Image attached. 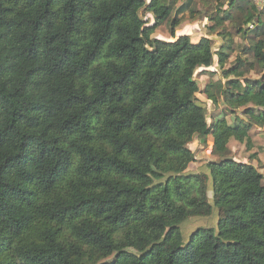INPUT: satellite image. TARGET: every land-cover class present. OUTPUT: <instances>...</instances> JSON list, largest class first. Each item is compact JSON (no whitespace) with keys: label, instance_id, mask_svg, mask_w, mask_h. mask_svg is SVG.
Wrapping results in <instances>:
<instances>
[{"label":"trees","instance_id":"obj_1","mask_svg":"<svg viewBox=\"0 0 264 264\" xmlns=\"http://www.w3.org/2000/svg\"><path fill=\"white\" fill-rule=\"evenodd\" d=\"M190 2L0 0V264H264L263 175L228 156L264 128V9L210 0L215 49L175 37ZM164 23L171 41L153 37ZM249 34L253 61L225 70ZM214 59L225 82L204 97L246 121L207 123L194 74ZM208 137L217 159L186 173Z\"/></svg>","mask_w":264,"mask_h":264},{"label":"rangeland","instance_id":"obj_2","mask_svg":"<svg viewBox=\"0 0 264 264\" xmlns=\"http://www.w3.org/2000/svg\"><path fill=\"white\" fill-rule=\"evenodd\" d=\"M188 0H177L174 10H177L179 7L187 3ZM190 4L188 9L178 15V18L181 20V25L175 30V37L177 38L180 34L183 33H190V37L194 39H200L201 37L210 38L213 41L214 48H218L220 44V37L215 35L212 37L207 36L206 28L211 26V23L204 18L210 17L215 13L212 11V6L216 4L210 2V0H190ZM228 0H221L222 3L227 2ZM191 11L193 12L194 17L196 20L190 21L191 19ZM143 19H147L150 24H152V20L149 18V15H145L144 12L140 13ZM174 17V13H173ZM228 28V27H227ZM247 29H252L251 26L245 27ZM186 29V30H185ZM188 31V32H187ZM228 31H231V28H228ZM235 33V31H231ZM153 37L160 39V40H173L170 36V27L167 23L159 26L155 32ZM252 37L251 34L248 35V39H243L241 35H235L234 38V47L237 48L236 55H233L225 65V70H230L235 68L237 65L236 57L240 55L242 59H246L249 62H252V57L248 54L246 49L244 50L247 54H242L240 46L248 47L250 44V38ZM217 60L214 59V63L211 68L209 69H200L197 70L194 74V79L197 81L199 85L200 92L197 94L196 98L198 103H200L206 110L207 115V123L211 124L213 118L224 116L226 121L229 124L234 122L235 118L242 119L246 121L242 112V109L234 110V112H230L223 104L222 100L219 102L218 106H214L210 101H208L204 95L203 91L207 84L210 81H221L222 83L225 82L224 70H220L217 65ZM243 73V79H257L260 75H257L255 72H243L239 71V74ZM251 140L253 142V149L247 151L245 146L239 144L238 142L231 141L228 145L229 154L228 156L232 157L234 160L243 163L252 164L254 167L257 168L258 172L263 175V185H264V128H258L254 126L250 133H249ZM189 149L194 153L195 162L192 163L186 173L188 174H196L199 172L205 171V166L208 162L214 161L217 158L212 155V140L208 137L205 143L200 142L197 139H194L189 145ZM254 156L253 158H251ZM209 197L211 195L209 194ZM216 210H213L212 215L208 218L202 219H191L184 222L181 225L182 236L184 239V243L186 244L190 235L200 227L203 228H214L216 226Z\"/></svg>","mask_w":264,"mask_h":264},{"label":"built area","instance_id":"obj_3","mask_svg":"<svg viewBox=\"0 0 264 264\" xmlns=\"http://www.w3.org/2000/svg\"><path fill=\"white\" fill-rule=\"evenodd\" d=\"M247 1L251 2L252 4H254L259 11L264 9V0H247Z\"/></svg>","mask_w":264,"mask_h":264}]
</instances>
